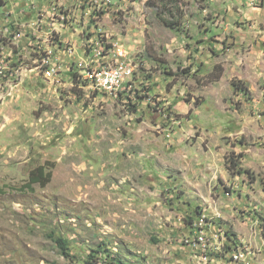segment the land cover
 <instances>
[{
    "label": "rangeland",
    "instance_id": "1",
    "mask_svg": "<svg viewBox=\"0 0 264 264\" xmlns=\"http://www.w3.org/2000/svg\"><path fill=\"white\" fill-rule=\"evenodd\" d=\"M0 1V264H264V0H183L177 29L147 0H67L51 40ZM96 37L134 67L115 93L75 83Z\"/></svg>",
    "mask_w": 264,
    "mask_h": 264
},
{
    "label": "built area",
    "instance_id": "2",
    "mask_svg": "<svg viewBox=\"0 0 264 264\" xmlns=\"http://www.w3.org/2000/svg\"><path fill=\"white\" fill-rule=\"evenodd\" d=\"M22 1V0H19ZM26 4L30 5L35 12L38 13V19L36 20V27H43L47 24V21H40V14H49L51 11H62V3H52L48 0L49 5H42V0H25ZM88 5L90 8L95 9L98 4H110L117 3L116 0H89ZM59 24L67 25L68 21L58 20ZM69 47V43L66 45ZM88 53L91 55L90 65L88 69L81 74V79L90 82L93 88L103 90L105 92H117L123 86L127 80V73H129V63L127 61L128 52L121 48L118 43H107V41L95 42L92 46H87ZM52 50V58H54V72H60L61 65L57 61L56 52ZM111 62H118V69H111ZM46 77H53V74H47ZM207 230L204 224H201L198 228V232L195 238L196 243L199 244L201 250L207 243H211V235H217L218 233H210V240L202 239V231ZM239 258V256H237Z\"/></svg>",
    "mask_w": 264,
    "mask_h": 264
},
{
    "label": "trees",
    "instance_id": "3",
    "mask_svg": "<svg viewBox=\"0 0 264 264\" xmlns=\"http://www.w3.org/2000/svg\"><path fill=\"white\" fill-rule=\"evenodd\" d=\"M183 0H147L148 6L155 7L157 9V14L161 18V20L169 27L177 29L178 25L180 23V18L178 17V11H180L182 6ZM0 4H3L2 1H0ZM171 16V19L166 17ZM219 72L215 74L211 73L212 75V81L218 80L223 75V69L218 66ZM75 83L80 84L81 83V75L76 73L75 74ZM244 81L236 80L234 81V87L236 92H241L247 90L246 87H244ZM233 165L237 167L239 165V161H236L233 159ZM245 172H249L248 170H245ZM53 173L52 171H47V168L44 165H39L35 167L34 170L31 171L29 180L26 182V184L23 186V188H29L32 189L34 185L40 184L42 186H46L48 183L52 180ZM56 242L59 244V247L62 250V253L67 257L72 259L73 256L71 255L69 251V240L64 237H56Z\"/></svg>",
    "mask_w": 264,
    "mask_h": 264
},
{
    "label": "bare ground",
    "instance_id": "4",
    "mask_svg": "<svg viewBox=\"0 0 264 264\" xmlns=\"http://www.w3.org/2000/svg\"><path fill=\"white\" fill-rule=\"evenodd\" d=\"M50 17H51V21L53 22L54 21V18L53 17H57V11L54 12ZM48 18H49L48 15H46V14H40V21H47V24L45 26L48 25V22L52 23L50 20H48ZM65 19H66V21H68L69 18L67 19L66 13L64 11H62L61 14H60V16H59V20H65ZM25 26H26L25 29H29L30 32H37V33H40L41 32L42 34H48V38H49V35H50V40H51L52 37L55 36L53 33L55 32L56 29H53L51 32L48 31V32L43 33V30H44L45 26H43V27H36V20L33 21V22H31V23H27ZM14 32H15V36L16 37H18V38L22 37L23 31L17 30V31H14ZM26 34H28V33H26ZM89 41H90V43H89ZM89 41L87 42L88 43L87 46H92V45H94L95 42H102L104 40H101L98 37H96V38L89 39ZM54 44H55V42H54ZM49 47H51V49H53L52 48V44H49ZM65 49H72V46L69 44V47H66L65 46ZM55 50H57V49H54V51ZM72 51H73V49H72ZM44 64L46 66H48V69L45 72V75L47 76V74H53V77H46V78L48 80L53 79V78H56L58 72H54V58H52V50H49V55L47 54V56L44 58ZM111 69H118V62H111ZM133 72H134V67L129 64V73H127V79L133 74ZM90 87H92V85H90ZM111 93H115V92H111ZM202 239L203 240H208L204 236V233H202ZM208 245H209V243L206 244L205 248Z\"/></svg>",
    "mask_w": 264,
    "mask_h": 264
},
{
    "label": "crops",
    "instance_id": "5",
    "mask_svg": "<svg viewBox=\"0 0 264 264\" xmlns=\"http://www.w3.org/2000/svg\"><path fill=\"white\" fill-rule=\"evenodd\" d=\"M67 0H57L56 2H60V3H62V2H64V5H65V2H66ZM75 1V0H74ZM117 2H119L118 0H116ZM224 1H226V0H212V2L215 4V3H221V2H224ZM243 0H236V4L237 3H239V2H242ZM26 3V2H25ZM20 4H21V1L20 2H16V1H14L13 2V6H12V8L14 9V5L16 6V8H15V12L17 11V9H19V8H21L20 10H19V12L20 13H22L23 15H25V13L23 12L24 11V7H21L20 6ZM78 7H79V4H78ZM18 12V13H19ZM54 12H56V11H51L50 12V16L54 13ZM74 14L78 17V14H80V11L78 12V9H76L75 11H74ZM46 15H48L49 16V14H46ZM232 15L230 14V16H228V17H226V18H223V19H229V20H233L234 19V17H231ZM54 18V26L53 25H51V23L50 22H48V25L47 26H45V28H44V30H43V33H45V32H48V30H53V29H56L57 27L55 26L56 24H58L59 25V23H58V20H59V18H57V17H53ZM48 20H49V18H48ZM78 21H79V19L78 18H76V20L75 21H73V23L72 24H76V23H78ZM223 23H224V20H223ZM62 25V26H61ZM216 25L217 26H220V27H223L224 25H222V24H219V23H216ZM65 25L64 24H60L59 25V27H58V29H59V31H58V34L61 32L60 30H62L63 29V27H64ZM62 27V28H61ZM212 29H213V27H212ZM210 32H213L211 29H210ZM47 36H48V34H46ZM66 52L67 53H69V54H71L69 51H67V49H66ZM240 95H242V94H240ZM220 263V261H218L217 262V264H219Z\"/></svg>",
    "mask_w": 264,
    "mask_h": 264
}]
</instances>
